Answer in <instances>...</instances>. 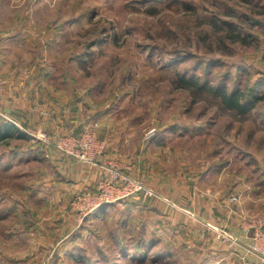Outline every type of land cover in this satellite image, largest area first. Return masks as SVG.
<instances>
[{
	"label": "rangeland",
	"instance_id": "1",
	"mask_svg": "<svg viewBox=\"0 0 264 264\" xmlns=\"http://www.w3.org/2000/svg\"><path fill=\"white\" fill-rule=\"evenodd\" d=\"M263 52L264 0H0L1 61L13 64L20 78L29 71L30 78L46 73L51 87L41 98L85 100L91 112L80 129L51 137L72 144L89 134L98 143L85 151L91 161L54 150L51 160L61 154L70 168L113 161L129 176L118 161L104 158L107 142L91 118L106 116L102 122L115 133L114 141L125 143L129 157L141 155L151 172L140 173L144 179L129 177L157 199L145 178L176 184L170 197L187 206L192 194L207 202L225 197L230 206L241 195L247 221L264 216ZM196 76L201 87L191 81ZM0 78L2 93L9 80ZM220 85L228 92L255 91L263 100L238 114L216 95L213 88ZM155 133H164L159 147ZM18 146L13 138L0 142V264H202L209 255L206 248L182 249L181 255L164 247L158 234L144 233V225L137 231L135 217L117 211L99 217L86 204L83 209L75 199L95 183L79 188L78 176L66 183L55 163L21 156L28 149ZM66 187L70 195L63 201ZM172 201L168 206L183 208ZM194 220L199 235L201 224L209 229L211 223ZM217 228L213 232L224 240ZM247 234L249 247L252 232ZM255 255L251 250L248 262Z\"/></svg>",
	"mask_w": 264,
	"mask_h": 264
},
{
	"label": "crops",
	"instance_id": "2",
	"mask_svg": "<svg viewBox=\"0 0 264 264\" xmlns=\"http://www.w3.org/2000/svg\"><path fill=\"white\" fill-rule=\"evenodd\" d=\"M1 60L2 58H0V76L9 80L8 86L4 87L2 93L0 92V113L7 120L2 121L3 123L15 126L20 134L36 141L40 146L41 152L46 156L47 161L51 160V155L55 153V150L53 151L52 147L43 142L40 135L45 134L48 138H51L55 132L64 135L70 133L74 128L80 129L84 123L88 122L87 113L91 112H88L83 107L85 100H48L49 98L47 96L41 98L42 95L47 94V90L51 87L46 83V73L34 72V76L30 78L31 71H26L29 76L20 78L17 72L13 74V64L5 61L3 63ZM8 75L11 77L8 78ZM102 120H107V117L105 116L101 119L91 118V122L97 124L98 128L96 131L99 134L101 133L100 137L107 142L106 151H109L107 153L109 155L104 158H112V160L118 161L124 166L123 172L132 178L136 177L140 179L139 177L144 176L140 175V173H146L150 177L149 174L151 172L148 170L149 167L145 166L141 155L137 157V154L134 153L129 157L127 152H125V143L122 144L120 140L114 141L115 133L109 128L110 126L107 122H102ZM14 140L17 145H23L25 143L22 139ZM163 141L166 140L164 139ZM159 143L161 142L155 143L158 144L156 145L157 147L160 146ZM155 144H152L153 146L149 145L148 149L152 151V148H155ZM29 149L31 150V148ZM25 152H28V150H25ZM145 152L149 151L145 150ZM55 156H58V158L51 160L53 164H56L53 166L62 171L61 175L63 174L62 177L66 180V183L74 180L73 177L75 176L79 177L77 180L78 184L76 185L79 188H89L90 185L96 182L100 172L99 167L92 166L91 168H86L80 166L70 168V163L67 158L61 154H56ZM133 156L135 158L137 157L136 161L134 160L135 163L137 162L136 164L133 161L131 162ZM127 162L128 164H126ZM138 166L141 168V171H138ZM145 169L146 172H144ZM72 173L76 174L72 176ZM66 174L70 176L68 179L66 178ZM143 181L158 193L161 198L157 199L154 196V199H129L122 204L114 205L111 211H117L122 216L135 217L133 220H136L138 223V232L142 230L140 227L144 225L146 227L143 229L145 234L151 232L158 234L159 244H164V247L167 245L169 247L171 246L179 250L181 255L182 249H198L202 251L206 248L209 251V255L204 259V262L199 260L202 264H220L222 262L223 264H240L238 256L241 255L242 248L248 242L246 222L247 217H250L248 211L245 210L246 206L242 202L244 198H241V195H238L237 205L230 206L226 202L225 197H216L213 202H207L208 200L206 198L200 199L198 196L194 198L192 194L190 195V202L193 203L187 206L184 203L180 204V202H177L178 199H172L170 197V191H172L171 185L176 187V184L165 181L163 177L158 180V183H152L150 180H146V178ZM69 195L68 188H63L61 199L65 201ZM65 196L66 199L64 198ZM200 200L203 203H200ZM170 201L177 202L183 208L179 211L175 210L173 207L168 206V202ZM172 202L171 204H175ZM190 207L193 209L195 207V210H191ZM186 211L190 212L191 217L183 213ZM199 215L202 218L198 217ZM194 217L211 223L206 224L209 228L206 231L202 228L203 224H201V235L196 232V228L197 230L200 229L197 225L198 223L192 224L193 222H190L191 219L195 221ZM217 227L225 234L226 238L224 240L216 238L213 229L217 230Z\"/></svg>",
	"mask_w": 264,
	"mask_h": 264
},
{
	"label": "built area",
	"instance_id": "3",
	"mask_svg": "<svg viewBox=\"0 0 264 264\" xmlns=\"http://www.w3.org/2000/svg\"><path fill=\"white\" fill-rule=\"evenodd\" d=\"M3 84L4 82L0 78V92ZM0 117L7 121L1 114ZM40 138L57 153L71 156L78 162L83 163L91 161L89 156H86L85 151H91L92 147L96 146L95 144H98L89 136V134L86 138H83L81 143L74 141L72 144V140L67 137L51 139L45 134H41ZM97 147H100L102 150L103 143L99 144ZM99 153L97 152V155H99ZM112 162L113 161H109V163H103L99 166L100 172L95 182L94 190L80 193L75 199L78 203H83V209L84 204H86L88 211L91 212L96 211L103 206L122 204L129 199H135L138 197L151 198L155 196V194L151 190L145 188L141 182L122 174ZM206 227L208 228V226ZM246 228L247 233L250 231L252 232L251 245L248 247L247 242L242 248L243 255L240 262L241 264H264V216L255 217L252 220L247 221ZM216 237L224 238V236L220 234ZM251 250L255 251L256 254V260L254 263L248 262L247 254L250 253Z\"/></svg>",
	"mask_w": 264,
	"mask_h": 264
},
{
	"label": "trees",
	"instance_id": "4",
	"mask_svg": "<svg viewBox=\"0 0 264 264\" xmlns=\"http://www.w3.org/2000/svg\"><path fill=\"white\" fill-rule=\"evenodd\" d=\"M263 61H264V52H263V57H262ZM191 81L196 85L198 84L199 87H201V80L198 76L196 77H192ZM216 90V95L219 97V99L221 100V102L224 104V106H226L228 109L236 111L238 114H246L247 112H249L251 109L254 108V106L259 103L261 100H263L262 95H257L255 91H252L251 93L246 94L243 90H240L239 88H234L231 91H227V89L223 86H219V87H215L213 88ZM158 133H155V135L153 136V141L154 143H158V142H162L165 138L164 133H160V135L158 136ZM22 139L23 142L25 141L26 143L29 142L30 145L29 146H24L25 143H23V145L16 147L18 150H22L24 147L26 149H28V152H19V154L21 156L25 155L28 157H35L38 158L41 162H45L46 156L43 154V152H41L40 150V146L38 145V143L34 140H32L31 138L24 136L22 134H20L17 129L15 128V126L11 125V124H6L3 123L2 119L0 118V142H3L5 140L8 139ZM31 148V150L29 149ZM34 149V150H32ZM141 197L135 198V199H139ZM112 207H114V205H107V206H103L99 209H97L94 213L99 215L100 217L105 216V214H108L109 211H111ZM121 232H124V230H122ZM143 259V258H142Z\"/></svg>",
	"mask_w": 264,
	"mask_h": 264
}]
</instances>
